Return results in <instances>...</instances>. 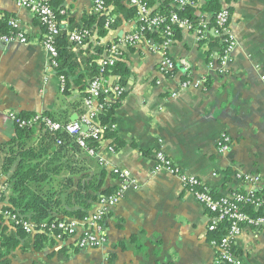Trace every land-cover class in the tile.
Returning <instances> with one entry per match:
<instances>
[{"label":"crops","instance_id":"obj_1","mask_svg":"<svg viewBox=\"0 0 264 264\" xmlns=\"http://www.w3.org/2000/svg\"><path fill=\"white\" fill-rule=\"evenodd\" d=\"M57 1L63 8L60 22L67 39L71 31L89 23L93 31L83 44L68 40L63 51L75 65L71 97L79 93L78 75H85L88 87L87 61L96 48L117 45L120 61L129 68L126 95L112 128L120 142L111 153L108 145L113 139H106L99 145V155L106 161V187L121 186L112 174L115 167L128 170L135 183L125 184L124 197L106 213L103 245L80 249L72 239L48 234V241L36 249L34 233L8 256L10 264H216L210 213L178 177L155 169V154L163 151L217 196L248 191L252 184L246 175H258L256 191L264 192V0H221L231 8L230 26L237 42L224 71L219 47L211 46L212 31L206 33L207 40H199L183 29L169 49L178 65L174 76L160 71L163 57L152 45L123 42L137 22L126 13L130 6L126 0L116 12L117 25L104 37L98 35V22H92L95 0ZM112 9L109 5V14ZM3 17L15 20L28 42L0 43V211L11 194L2 163L6 144L17 130L9 114L54 112L63 117L68 109L59 75L43 46L45 30L36 12L13 0H0ZM186 80L192 85L182 88ZM223 133L231 141L229 149L220 152ZM70 155L75 161L91 162L82 152ZM96 209L97 203L90 213ZM3 224L12 227L4 216ZM233 251L241 264H264V227H245Z\"/></svg>","mask_w":264,"mask_h":264},{"label":"built area","instance_id":"obj_2","mask_svg":"<svg viewBox=\"0 0 264 264\" xmlns=\"http://www.w3.org/2000/svg\"><path fill=\"white\" fill-rule=\"evenodd\" d=\"M18 6L29 8L36 12L42 26L44 27L43 46L49 53L51 65L54 69L59 66V49L56 38L61 33L60 22L57 18V12L50 4V0H13ZM130 6L137 10V17L141 22L133 31L128 33L123 42L127 45H136L143 41L152 45L153 49L162 54L160 71L173 76L176 69V62L171 57L169 49L174 43L173 29L171 24L160 29L165 18L161 15H152V7L149 0H126ZM172 5L182 9L188 5L195 4V0H168ZM95 11L101 15H109V6L105 0H95ZM63 13V12H62ZM110 17L107 26L113 22ZM170 22L182 29L193 31L199 40L203 39L205 32L212 31L215 36L226 35V44L220 56V67L224 71L225 66L231 61V57L237 47L235 36L232 32L231 14L229 10L219 11L215 18V25L208 27L206 21H202L197 28L187 18H181L177 12H172ZM9 25L14 32L11 35H0V43L7 44L13 42L27 43L26 35L20 30L19 24L15 20H10ZM146 30L161 31L164 36L162 43L154 44L147 40L144 32ZM87 29L74 30L68 34V40L71 43L82 44L89 36ZM121 59V51L117 45L110 46L105 55L98 60L100 65L99 74L95 76L87 87V96L84 100L85 112L70 123L63 125L49 117L42 116V113H36L30 117H24L21 114L12 112L9 114L16 126L37 128L43 125L47 130L53 133L65 132L74 138L76 143L83 148L88 155L97 158L105 165L106 161L99 155V148L90 147L94 142L98 146L106 140L105 127L100 124V113L104 109L108 99H119L125 92V87L119 85L115 77H106L104 74L107 67H110ZM61 82V91L65 86V77L59 75ZM192 83L188 80L182 82L181 87L187 88ZM196 86V85H195ZM112 125L111 128H113ZM231 138L227 133H223L219 139V151L225 152L229 149ZM58 143H62L59 139ZM100 147V146H99ZM108 150L114 153V146L108 145ZM155 169L164 170L171 175L178 177L182 186L190 191L195 199L210 213L211 222L209 231L214 233L218 231L222 224L224 234L218 239L212 240V245L217 249L216 264H241V260L233 251L235 239L242 233L245 227L262 228L264 227V196L256 194V185L260 182L258 175H246L245 180L252 184V187L246 192H235L228 196L217 197L211 188L199 177L185 173L173 160L163 151L159 150L155 154ZM113 173L120 179L121 186L116 193L101 196L98 209L89 213L83 219H57L52 223L43 222L34 223L31 220H20L17 214L11 211H1L9 223H22L25 231L32 235L36 232H45L53 235L59 240L64 238L72 239L80 249L96 248L105 242L106 231L104 226L105 215L109 208L115 206L125 195V189L131 180L128 170L119 167L113 168ZM126 184V185H125ZM244 205H251L255 210H261L259 215H252L244 210Z\"/></svg>","mask_w":264,"mask_h":264},{"label":"trees","instance_id":"obj_3","mask_svg":"<svg viewBox=\"0 0 264 264\" xmlns=\"http://www.w3.org/2000/svg\"><path fill=\"white\" fill-rule=\"evenodd\" d=\"M107 5H113V9L109 15H101L95 13L96 19L92 22H98V35L104 37L108 31L114 28L117 23L116 12L123 8V0H105ZM50 4L57 12V18L60 17L63 8L60 2L50 0ZM152 7V15H161L165 18L160 29H164L166 25L172 26L173 37L179 39L182 37L183 29L170 22L172 12H177L181 18L189 19L195 28L202 21H206L208 27L215 25V18L219 11L223 9L231 10L224 7L221 0H195V4L188 5L182 9L172 5L168 0H149ZM126 13L131 18H136V26L140 25L137 17V10L133 6L126 8ZM231 14V12H230ZM111 18L113 22L107 26V21ZM9 18H0V35H11L14 30L9 25ZM91 23L85 27L76 30L87 29L89 36L93 35ZM57 36L56 42L59 49V66L56 68L58 75L65 77V86L61 91L62 101L67 103L68 109H65L63 117L54 112H44L42 116L49 117L54 121H58L63 125L72 122V115L76 114L80 117L85 112L84 100L87 96V86L84 84V74L78 75L77 85L79 93L72 96L70 73L74 71V63L65 58L63 51L67 46V35L62 31ZM193 32V31H192ZM206 33L203 39H206ZM144 35L147 40H151L154 44L162 43L164 36L161 31L146 30ZM88 36V37H89ZM87 37V38H88ZM86 41V40H85ZM84 41V42H85ZM83 42V43H84ZM82 43V44H83ZM226 44V35L215 36L211 39V46L219 47L221 56L222 50ZM133 46V45H130ZM110 47V44L102 45L94 50V53L87 61V70L89 71L90 81L99 74L100 65L98 59ZM211 51H208V55ZM178 65L176 64L175 74ZM129 68L122 61L110 67H107L106 77H119L117 83L126 87V76L129 74ZM174 74V75H175ZM173 75V76H174ZM186 74L183 79H186ZM89 84V83H88ZM126 95V90L119 99H108L102 112L100 113V124L105 127V138L113 139V146L120 142L116 133L112 130L115 122V114L122 100ZM36 113L21 114L24 117H30ZM16 134L6 144V152L4 155L2 168L4 173L9 175L8 184L11 188L9 195V204L2 208V212L9 210L13 214H17L20 220H31L34 223L41 224L43 222L52 223L57 219H83L89 213L94 204H96L101 196H108L116 193L118 187H106L107 170L97 158L88 155L81 148L74 138L65 132L53 133L47 130L43 125L36 128L16 126ZM61 139L62 143H58ZM90 147L99 146L91 142ZM82 152L86 156H90L92 162L75 161L71 157V153L77 154ZM114 176V174L112 172ZM117 177V176H116ZM257 195L264 196L263 191H256ZM215 195V194H214ZM217 196V195H215ZM220 197V196H217ZM244 210L252 215H259L261 210H255L251 205H244ZM0 211V264H10L8 256L20 248L22 240L26 239L29 234L25 231L22 223H11L12 229L3 224V214ZM224 234L222 224L218 231L214 232L212 239H218ZM47 233L36 232L33 235L34 245L36 249H41L45 241H48Z\"/></svg>","mask_w":264,"mask_h":264},{"label":"water","instance_id":"obj_4","mask_svg":"<svg viewBox=\"0 0 264 264\" xmlns=\"http://www.w3.org/2000/svg\"><path fill=\"white\" fill-rule=\"evenodd\" d=\"M77 119H78V117H77V116H75V117H74V119H73V121H74V120H77Z\"/></svg>","mask_w":264,"mask_h":264}]
</instances>
